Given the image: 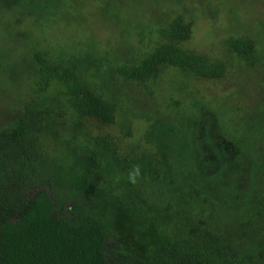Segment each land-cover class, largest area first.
<instances>
[{"label":"rangeland","instance_id":"374dc122","mask_svg":"<svg viewBox=\"0 0 264 264\" xmlns=\"http://www.w3.org/2000/svg\"><path fill=\"white\" fill-rule=\"evenodd\" d=\"M175 19L189 26L178 46L221 65L222 76L164 65L145 81L129 78ZM37 57L112 110L110 124L80 117L51 83L56 132L39 140L48 191L74 195L108 222L107 264H154L167 243L264 264V0H0V132L34 97ZM128 190L138 205L124 200Z\"/></svg>","mask_w":264,"mask_h":264},{"label":"trees","instance_id":"16d2710c","mask_svg":"<svg viewBox=\"0 0 264 264\" xmlns=\"http://www.w3.org/2000/svg\"><path fill=\"white\" fill-rule=\"evenodd\" d=\"M188 36V25L178 19L171 21L161 30L162 43L154 53L129 69L127 76L145 81L159 67L168 65L185 76L220 78L221 65L178 46ZM250 49L248 44L237 47L245 59ZM37 59L34 97L24 106L17 125L9 132H0V264H107L103 248L108 222L90 216L74 195L48 191L51 176L43 164L39 140L56 132L57 113L46 105L44 96L51 83L63 86L62 97L80 117L110 124L112 110L71 71ZM231 148L235 156L244 155L237 147ZM230 149L223 154L230 155ZM257 183L264 195V175ZM124 200L136 206L141 197L137 190H128ZM65 203L69 204L67 213L63 211ZM162 250L163 257L154 264H237L227 257L216 259L196 246L167 243Z\"/></svg>","mask_w":264,"mask_h":264}]
</instances>
